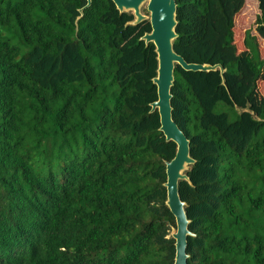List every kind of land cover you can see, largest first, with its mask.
I'll return each mask as SVG.
<instances>
[{
    "label": "trees",
    "instance_id": "obj_1",
    "mask_svg": "<svg viewBox=\"0 0 264 264\" xmlns=\"http://www.w3.org/2000/svg\"><path fill=\"white\" fill-rule=\"evenodd\" d=\"M176 1L177 53L227 69H175L188 264H264V0ZM86 3L0 0V264H174L151 24Z\"/></svg>",
    "mask_w": 264,
    "mask_h": 264
},
{
    "label": "water",
    "instance_id": "obj_2",
    "mask_svg": "<svg viewBox=\"0 0 264 264\" xmlns=\"http://www.w3.org/2000/svg\"><path fill=\"white\" fill-rule=\"evenodd\" d=\"M118 11L132 13L134 18L127 22V25L136 26L148 20L151 24V31L146 32L140 40L146 45L153 43L157 58L156 76L152 81L157 86L158 99L151 103V112L158 111L160 115V130L167 141H173L177 145L175 157L166 163L167 189L166 205L176 218V226L171 230V237L175 240V261L174 264H188L187 253L188 237L195 234L190 230L191 220L187 216L186 202L181 198L179 182L187 181L192 184L187 174L190 166L196 163L191 155L190 140L180 129L173 119V107L171 92L175 82L176 66H181L187 71H220L223 85H226L225 73L227 71L221 64L190 63L183 56L177 53L174 41L178 37L176 27L177 1L176 0H112ZM92 0H87L86 5L80 9L83 16L84 9L88 8ZM144 7L148 14L144 13ZM238 112L249 111L248 108H237ZM254 114V113H253Z\"/></svg>",
    "mask_w": 264,
    "mask_h": 264
},
{
    "label": "rangeland",
    "instance_id": "obj_3",
    "mask_svg": "<svg viewBox=\"0 0 264 264\" xmlns=\"http://www.w3.org/2000/svg\"><path fill=\"white\" fill-rule=\"evenodd\" d=\"M16 1H18V0H12V3H15ZM3 4L6 5L7 2H4ZM143 12L146 13V14H148V12L146 11V8L145 7H144ZM252 33H254V26H252ZM251 48L255 52V46H254V43L253 42H251Z\"/></svg>",
    "mask_w": 264,
    "mask_h": 264
}]
</instances>
